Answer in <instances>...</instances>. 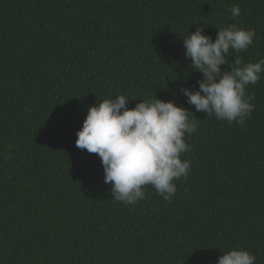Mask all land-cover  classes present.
Listing matches in <instances>:
<instances>
[{
    "label": "trees",
    "instance_id": "16d2710c",
    "mask_svg": "<svg viewBox=\"0 0 264 264\" xmlns=\"http://www.w3.org/2000/svg\"><path fill=\"white\" fill-rule=\"evenodd\" d=\"M229 25L256 35L222 71L264 58V0H0V264H216L232 249L264 264V73L242 125L179 92L202 79L183 38ZM119 95L196 116L169 201L151 185L116 201L101 158L76 146L89 106Z\"/></svg>",
    "mask_w": 264,
    "mask_h": 264
},
{
    "label": "clouds",
    "instance_id": "9594fccd",
    "mask_svg": "<svg viewBox=\"0 0 264 264\" xmlns=\"http://www.w3.org/2000/svg\"><path fill=\"white\" fill-rule=\"evenodd\" d=\"M233 18L241 15L239 5L229 9ZM215 40L205 35L203 27L183 38L184 56L191 68L202 74L198 89L181 87L179 92L194 105L196 112L207 117L242 125L251 116L255 105L246 94L249 84L255 85L264 73V58L244 64L236 58L230 70V50L247 51L253 44V28L229 25L218 28ZM195 87V86H194ZM131 97L119 95L89 106L82 128L77 131L76 146L96 153L104 168V182L111 185L112 198L124 204H135L146 195L151 185L164 200L177 192L174 181L187 178L191 161L181 159L191 151L185 136L197 131L195 115L174 101L159 98L141 99L134 108L127 106ZM256 256L245 249L223 252L216 264H256Z\"/></svg>",
    "mask_w": 264,
    "mask_h": 264
}]
</instances>
